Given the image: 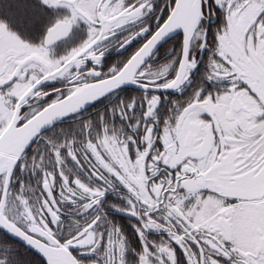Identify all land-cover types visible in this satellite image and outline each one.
<instances>
[{"label":"snow or ice","instance_id":"1","mask_svg":"<svg viewBox=\"0 0 264 264\" xmlns=\"http://www.w3.org/2000/svg\"><path fill=\"white\" fill-rule=\"evenodd\" d=\"M0 264H264V0H0Z\"/></svg>","mask_w":264,"mask_h":264}]
</instances>
